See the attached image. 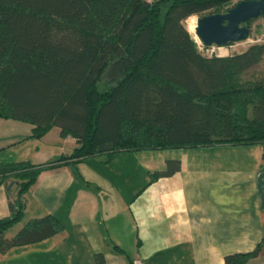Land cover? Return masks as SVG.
Here are the masks:
<instances>
[{
    "label": "trees",
    "instance_id": "trees-1",
    "mask_svg": "<svg viewBox=\"0 0 264 264\" xmlns=\"http://www.w3.org/2000/svg\"><path fill=\"white\" fill-rule=\"evenodd\" d=\"M236 1L0 0V118L30 124L34 139L55 127L75 143L46 163L0 162V185L15 186L0 218V252L62 231L45 214L4 235L21 220L24 193L42 170L101 155L109 161L121 151L264 143V79L244 78L264 42L207 55L183 25ZM251 20L241 25L249 29ZM178 168L167 159L149 181ZM258 251L225 255L224 264H245ZM102 261L96 253L94 264Z\"/></svg>",
    "mask_w": 264,
    "mask_h": 264
},
{
    "label": "crops",
    "instance_id": "crops-1",
    "mask_svg": "<svg viewBox=\"0 0 264 264\" xmlns=\"http://www.w3.org/2000/svg\"><path fill=\"white\" fill-rule=\"evenodd\" d=\"M31 128L0 118V162L41 164L75 147L58 128L38 139L30 137ZM167 159H177L178 170L149 181L148 173L163 169ZM85 162L91 168L79 177L72 164L38 174L24 193L21 220L4 235L45 214L56 216L63 229L1 251L0 264H94L96 253L102 254L101 264H128L133 256L143 264H224L225 255L256 245L258 254L245 264H264V143L121 151L109 161L101 155L80 163ZM9 182L0 185V218L9 214L7 192L15 197ZM125 211L135 247L131 255L119 241V214ZM110 242L122 252H114Z\"/></svg>",
    "mask_w": 264,
    "mask_h": 264
},
{
    "label": "water",
    "instance_id": "water-1",
    "mask_svg": "<svg viewBox=\"0 0 264 264\" xmlns=\"http://www.w3.org/2000/svg\"><path fill=\"white\" fill-rule=\"evenodd\" d=\"M260 17L264 25V0H239L222 13L195 17L194 34L206 47L245 40L249 29L241 23Z\"/></svg>",
    "mask_w": 264,
    "mask_h": 264
},
{
    "label": "rangeland",
    "instance_id": "rangeland-1",
    "mask_svg": "<svg viewBox=\"0 0 264 264\" xmlns=\"http://www.w3.org/2000/svg\"><path fill=\"white\" fill-rule=\"evenodd\" d=\"M150 1V0H149ZM165 9V6L161 7V15L163 14ZM194 17V18H192ZM194 24H195V16H191L188 17L184 22L183 25L185 26V28L188 30V32L192 35V38H195V34L193 31L194 28ZM194 35V37H193ZM197 45H201V43L199 42V40H195ZM264 42V25L262 23V20L260 17H255L252 18V20L249 23V35L245 40L242 41H238V42H234L232 44L229 45H222V46H215L213 45V47H208V50H212L209 51L211 54H215L217 56H226L230 53L233 52H238L241 51L243 49H245L249 44L252 43H263ZM208 51L206 52L207 54L209 53ZM205 54V53H204ZM249 72H253L257 77H262L264 79V54L262 59L259 61V63H257L256 65H254L245 75L244 78L249 77L248 74ZM254 75V76H255ZM250 78V77H249ZM51 143V139L48 141V139L46 140V145H48V143ZM134 164H136V162L134 160H132ZM117 162V161H116ZM127 163H123V164H118L120 166L126 165ZM132 165V164H131ZM86 166V167H85ZM82 167L84 168L83 170ZM76 168V172L75 175L77 177L80 176V173H82L84 170L86 171L87 169H90L91 167L85 162L83 164L78 163L76 165L73 166V169ZM140 176V175H139ZM136 176V181H139L140 177ZM122 197V196H121ZM125 202H123V200H120V208L121 205L124 204ZM120 218H121V227H120V233H119V241L120 243L123 245V251H125L126 253H128L129 255H131V252L135 250V247L133 248V242L131 241V230L128 231L126 230V226H127V219H129L125 212H120ZM17 227V223H15L14 225H12L10 228H8L6 230V232H10L11 230H13L14 228ZM110 246L113 247L115 244L110 242ZM119 247V246H118ZM133 249V250H132ZM134 257V256H133ZM138 257V256H136ZM132 258V257H131Z\"/></svg>",
    "mask_w": 264,
    "mask_h": 264
},
{
    "label": "built area",
    "instance_id": "built-area-1",
    "mask_svg": "<svg viewBox=\"0 0 264 264\" xmlns=\"http://www.w3.org/2000/svg\"><path fill=\"white\" fill-rule=\"evenodd\" d=\"M198 46V50L200 51V52H203V53H205V54H207L206 52L208 51H212L211 49L210 50H208L207 48H203V45L201 44V45H197ZM210 47H213V45L212 46H210ZM211 53L209 52L207 55H210ZM131 264H143V262H142V260L139 258V257H136V256H134V257H132L131 258Z\"/></svg>",
    "mask_w": 264,
    "mask_h": 264
},
{
    "label": "bare ground",
    "instance_id": "bare-ground-1",
    "mask_svg": "<svg viewBox=\"0 0 264 264\" xmlns=\"http://www.w3.org/2000/svg\"><path fill=\"white\" fill-rule=\"evenodd\" d=\"M195 40H197V37L195 36V38H194Z\"/></svg>",
    "mask_w": 264,
    "mask_h": 264
}]
</instances>
